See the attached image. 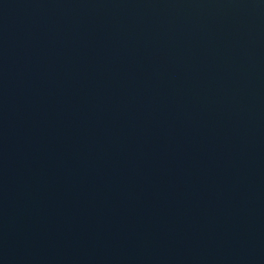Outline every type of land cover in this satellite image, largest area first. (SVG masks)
Segmentation results:
<instances>
[{"label": "water", "instance_id": "95a60500", "mask_svg": "<svg viewBox=\"0 0 264 264\" xmlns=\"http://www.w3.org/2000/svg\"><path fill=\"white\" fill-rule=\"evenodd\" d=\"M0 264H264V0H0Z\"/></svg>", "mask_w": 264, "mask_h": 264}]
</instances>
